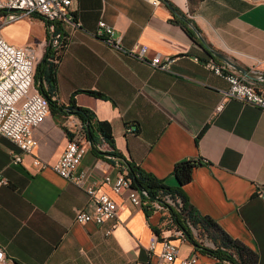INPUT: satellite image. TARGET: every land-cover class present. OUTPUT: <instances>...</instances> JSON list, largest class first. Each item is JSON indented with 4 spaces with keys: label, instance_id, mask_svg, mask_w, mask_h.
<instances>
[{
    "label": "crops",
    "instance_id": "crops-1",
    "mask_svg": "<svg viewBox=\"0 0 264 264\" xmlns=\"http://www.w3.org/2000/svg\"><path fill=\"white\" fill-rule=\"evenodd\" d=\"M70 9L80 25L57 24L64 42L54 69L53 98L65 108L49 109L32 128L36 145L29 154L0 137L5 179L0 247L7 259L15 264H143L156 260L159 244L150 251L151 238L165 237L177 247L175 262L195 255L193 264H229L195 248L165 205L148 200L134 205L126 190L114 193L99 183L103 174L113 180L124 172L90 147L84 125L66 109L74 105L108 122L114 151L166 186L176 185V162L196 161L179 189L187 203L252 249L254 264H264V111L223 97L226 82L203 65L214 61L264 97V0H73ZM100 19L123 49L144 46L145 59L173 58L169 70L153 69L92 36ZM33 24L39 36L32 33ZM49 32L50 24L38 15L0 28L12 45L38 46L39 58ZM220 100L222 109L214 113ZM72 137L84 146L77 170L86 169L87 182L115 202L114 220L100 225L74 221L76 211H91L94 205L82 188L51 169ZM97 148L108 149L105 143ZM12 153H20L19 164L10 163ZM33 158L46 166L36 169ZM210 238L202 247H214Z\"/></svg>",
    "mask_w": 264,
    "mask_h": 264
},
{
    "label": "built area",
    "instance_id": "built-area-1",
    "mask_svg": "<svg viewBox=\"0 0 264 264\" xmlns=\"http://www.w3.org/2000/svg\"><path fill=\"white\" fill-rule=\"evenodd\" d=\"M73 0H0V28L10 22L31 15H38L49 23H58L70 27H79L80 23L75 19L70 5ZM52 31V24H50ZM50 46L56 50L60 47L58 34H50ZM94 37H99L104 43L117 51L145 61L151 68L168 71L173 58L165 57L163 60L155 55L145 59L146 48L139 46L136 50H125L120 46L118 37L103 20L96 22ZM41 50L37 46H16L6 42L0 34V137L8 139L21 153H31L36 141L31 136V130L39 124L48 114V102L39 93L33 84L34 68L39 60ZM61 52V51H59ZM60 54V53H59ZM57 62V59H55ZM204 67L221 77L226 82V88L222 91L223 97L232 98L255 106L264 111V97L254 86L239 77L237 74L224 69L212 60L203 63ZM223 100L214 106V113L222 109ZM132 127H126L131 131ZM84 153V146L77 138H69L59 158L51 166V169L60 177L82 188L87 197L93 203L91 211L78 210L73 219L78 223L92 222L100 225L106 220H114L116 217V204L98 187L87 182V170L78 169L77 166ZM21 162L20 153H12L10 163L16 165ZM36 169H42L46 164L36 158L31 161ZM100 184H108L114 193L127 191V197L134 205L140 204L138 191L130 186L124 173H119L113 180L106 174L98 178ZM5 184V179L0 176V185ZM161 203L153 201L155 206L171 205L174 202L168 195L161 197ZM114 223L111 225L113 226ZM110 228L105 230L109 233ZM182 238V233L178 231ZM158 242L159 249L156 260L143 264H193L195 255L179 259L175 262L177 247L165 237H152L148 249L153 250V245ZM0 264H15L7 259L3 248L0 247Z\"/></svg>",
    "mask_w": 264,
    "mask_h": 264
},
{
    "label": "trees",
    "instance_id": "trees-1",
    "mask_svg": "<svg viewBox=\"0 0 264 264\" xmlns=\"http://www.w3.org/2000/svg\"><path fill=\"white\" fill-rule=\"evenodd\" d=\"M44 21L45 24H52L53 30L51 34H58L60 47L56 50H54L51 46L48 49H43L41 57L37 61L34 68L33 81L39 93L46 97L49 109H57L61 111V109L65 107L58 105L53 98L55 92L54 69L56 64L55 59H58L59 57V51H61L63 48L64 40L61 34L58 32V23H49L46 20ZM184 29L188 34L191 35L188 29ZM85 92L96 97H102V95H100L98 92L91 90ZM74 107H76V111L71 113H73L80 120L82 125L87 122V126L90 131V139L87 141L89 142L90 147L96 151L97 147H99L101 143H105L108 149L103 152L108 155L107 158L109 159V156H117V152L114 151L108 122L94 118V116L86 108L77 106ZM195 163L196 161L187 159L178 161L173 165L172 175L176 181V185L173 187L166 186L161 180L153 177L149 173L142 171L138 167L128 162L127 164L131 167V171H125L123 168H120V170L124 172L126 178L130 182L131 187L135 188L131 180L132 174L133 178L150 196H155L161 199V197L166 194L169 196V198H171V200L174 202V206L167 204L165 205L170 212L171 221L177 229H180L185 234V238H187L195 248L205 250L209 255L229 263L254 264L256 260V254L252 249L240 241L230 238L210 218L196 214L180 192V186L189 180L190 170L195 165ZM140 200L142 203L143 199L141 198ZM146 208L147 206L144 205V210ZM191 228H195L203 235L211 237L210 239L212 240L214 247H202V243L193 238Z\"/></svg>",
    "mask_w": 264,
    "mask_h": 264
},
{
    "label": "water",
    "instance_id": "water-1",
    "mask_svg": "<svg viewBox=\"0 0 264 264\" xmlns=\"http://www.w3.org/2000/svg\"><path fill=\"white\" fill-rule=\"evenodd\" d=\"M174 12V14H176V12L175 11H173ZM50 32L48 33V37L46 38V41H45V45H44V49H48V48H50ZM41 94V93H40ZM42 95V94H41ZM44 98H45V100L47 101V99H46V97L44 96V95H42ZM67 111L68 112H75L76 111V107H74V106H68L67 108ZM84 129H85V133H86V138H87V140H89L90 139V131H89V129H88V126H87V122H85V124H84ZM90 145V144H89ZM96 152H97V154H101V155H106V153H104L103 151H101V150H99V148H97V150H96ZM106 156H108V155H106ZM109 157H111L112 159H114L118 164H120V166L125 170V171H131V167L130 166H128V164H127V162L121 157V156H119V155H117V156H109ZM131 176H132V178H131V180H132V182H133V185L135 186V189L138 191V193H139V195L141 196V198L143 199V200H148V201H156V202H159V203H161L162 201H161V199L160 198H158V197H152V196H150L149 194H147L146 192H145V190L139 185V183L133 178V175L131 174ZM229 263V262H228ZM229 264H233V263H229Z\"/></svg>",
    "mask_w": 264,
    "mask_h": 264
},
{
    "label": "rangeland",
    "instance_id": "rangeland-1",
    "mask_svg": "<svg viewBox=\"0 0 264 264\" xmlns=\"http://www.w3.org/2000/svg\"><path fill=\"white\" fill-rule=\"evenodd\" d=\"M32 33L36 36H39L40 35V28L37 24H33L32 25ZM193 234H194V237L197 241H204L206 236L203 235L200 231L196 230L195 228H191Z\"/></svg>",
    "mask_w": 264,
    "mask_h": 264
}]
</instances>
